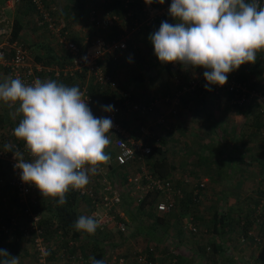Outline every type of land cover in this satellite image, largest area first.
I'll return each instance as SVG.
<instances>
[{
	"label": "built area",
	"instance_id": "1",
	"mask_svg": "<svg viewBox=\"0 0 264 264\" xmlns=\"http://www.w3.org/2000/svg\"><path fill=\"white\" fill-rule=\"evenodd\" d=\"M21 0H6V6L11 8ZM37 8L38 14L35 16L37 25H46L49 33L54 35L56 40L67 54V60L62 66L60 65H42L36 63L30 56L29 44L14 40L10 41L9 35L3 39L0 44V59L3 67L8 68V78H19L25 84L31 85L39 78L41 73L53 75L57 78H75L72 82L80 79V90L84 93V99L88 103L92 113L96 117H108L113 121V127L107 133L110 142L114 148V152L110 157L117 166L126 168L136 157L142 158L143 155L150 154L152 147L159 141V136L154 131L157 125L164 124L168 115H174L177 112V106L180 102V95L183 92L195 91L205 87L206 79L198 75L190 77L183 84H180L179 89L173 96L162 98L166 104V111L159 113L151 121L144 119L147 110L155 108L157 101L144 104L135 100L129 91L120 90L118 81L106 72L102 62L106 59L107 54H113L118 50H126L127 41L132 38L133 33L141 29L142 26H153L158 23L156 20L169 14L170 4L144 3L142 8V16L133 17L132 11L129 9V1H124V15L119 17L108 12H96L94 8L89 11L87 16L86 28L79 29V40L71 39V34L68 29H64V23L58 22L50 16L46 10L42 0H30ZM172 2V1H171ZM261 6H264V0H259ZM133 17L131 30L122 25V20ZM114 26H121L117 34V39L104 38V33L111 32ZM102 31V34L98 32ZM230 78L224 85L217 87L227 88L234 95V103H244L246 100L253 99L257 103V109L260 120V131L264 145V85L260 88H248L245 83H240L235 80L236 75L230 72ZM176 81L179 83L177 76ZM88 79H92L100 88H105L109 91H116L119 95L118 101L113 105L112 111H97V102L87 83ZM156 103V104H155ZM155 104V105H154ZM11 108L16 106V114L23 118L22 113L18 112V103L9 104ZM256 106V105H255ZM15 108V107H14ZM136 114L139 120L137 130L139 135L134 138L133 132L127 128V114ZM166 118V119H165ZM13 126L5 128L0 126V168L4 172V176H0V185L8 186L12 189L21 211L26 215L24 236L29 239L33 248V264H54L51 258V244L44 237V229L38 224L41 217L32 210L31 205L37 204V197L42 196L35 185L25 183L21 179V170L16 167L18 157H15L16 152L23 154L26 162H30L32 157L26 148L23 140L17 139L13 135ZM5 145H10L11 148H6ZM17 158V159H16ZM100 168V167H99ZM96 178L89 177V184L81 190L70 189L73 194L85 201L88 204L89 212L87 216L97 220L99 226L98 232H107L115 228L118 233H124L125 223L120 220L123 216L120 211V204L126 194L132 196L137 201H140L144 194L149 190H158L160 192L158 200L155 202V210L158 214H168L176 207L177 202L183 197L184 193L176 185L171 178H158L146 173L144 167L140 168L139 173L126 174L125 186H116L108 181L106 172L101 169L98 171ZM208 179L202 178L193 186L194 200H197L202 190L207 186ZM261 195L258 199V204L254 206L253 215L255 228L263 227L264 231V168L260 176ZM133 187V190H132ZM127 189V190H126ZM188 232H197V227L192 218L182 226ZM20 229L18 220L10 217L8 221L0 223V235L5 236L8 242L17 243L20 239L15 238V230ZM258 240L263 239L256 237ZM62 239V238H61ZM67 246L70 248L74 242L72 239H65ZM65 248H61L59 255L61 258H66ZM206 250L210 247L206 245ZM65 257V258H64ZM127 260L129 264H152L149 257L141 250H135ZM121 264L124 263L123 258L118 259ZM21 264V263H19Z\"/></svg>",
	"mask_w": 264,
	"mask_h": 264
},
{
	"label": "clouds",
	"instance_id": "2",
	"mask_svg": "<svg viewBox=\"0 0 264 264\" xmlns=\"http://www.w3.org/2000/svg\"><path fill=\"white\" fill-rule=\"evenodd\" d=\"M169 14L176 23L161 22L149 37L154 54L163 63L206 69L207 90L211 84L224 85L228 73L255 63L257 53L264 50V6L259 0H172ZM83 97L79 86L55 80L37 78L28 85L8 78L0 83V101L19 105L23 118L13 135L25 142L32 157L26 162L22 153L14 154L21 179L35 185L43 197L56 198L59 205L67 202L70 189H84L89 174L95 175L110 159L105 149L113 121L94 116ZM101 107L114 110L113 105ZM98 226L97 220L83 215L74 224L88 234ZM0 256L6 257L0 264H19L18 257H10L5 249H0ZM90 259L92 264H104Z\"/></svg>",
	"mask_w": 264,
	"mask_h": 264
},
{
	"label": "rangeland",
	"instance_id": "3",
	"mask_svg": "<svg viewBox=\"0 0 264 264\" xmlns=\"http://www.w3.org/2000/svg\"><path fill=\"white\" fill-rule=\"evenodd\" d=\"M1 1L2 0H0V3ZM58 1L65 2L67 0L64 1L58 0ZM89 1H92L90 3L91 6H93V4L96 3L98 7L104 6L107 2V0H89ZM135 2L137 4H140L137 7L143 6L145 3V1L143 2V0H135ZM3 9H11V8H8L5 3ZM3 9L0 7V13H2ZM82 13H84L83 16L87 15L86 11L81 12V15ZM138 14H139L138 16H142L143 15L142 10H139ZM167 17H168L167 22L172 24V20L174 18L170 14H167ZM174 23H176L175 19H174ZM7 26L8 25H6V23H4V21L0 18V34H3L0 35L1 40L5 39L6 35L10 34L11 32L10 30L8 31ZM82 28H86V25ZM74 33L76 34L75 35L76 39L79 38L80 31H78L76 27ZM144 47L145 46H142L141 52L143 55L144 53L147 54L149 58V56L153 52L150 46L146 45L145 49ZM154 62H155L154 57L149 58V61L145 66L147 71L145 72V77L143 78V80L138 81L139 83L134 88L135 92L132 93L131 89L129 90L127 89L134 97L135 94H139V96L144 94L145 97L143 99H140V102L144 104H149V102L159 100L158 102H156L157 104L155 103L156 105L154 104L155 110H153V108L147 110L146 115L144 117L146 121H151L159 113L162 112L164 113L166 111V104H164L162 98L164 99L167 96H171V94L173 96L178 91V87H180V84L185 83L187 79H189L190 77H195L198 75L202 76V70H203L202 67L193 68L185 65H182V70H179L176 69V63H173L172 66L173 74L170 77L168 73L162 69L164 66L163 62L161 68L159 64L156 65L155 63V67L157 70H154V68H152L151 66V64H153ZM183 70L186 73L183 72ZM256 71L257 68L256 67L254 68V66L251 63H245L242 64L238 69L233 70L232 72L243 73V77H244L243 81L245 82L246 86L250 89L252 88L257 89L264 85V81L256 77L255 75ZM175 76L179 78L180 80L179 83L176 81ZM0 81H2L1 74H0ZM75 83H77V85L79 84L77 81L71 82V86H75ZM214 90L217 93H223L221 94L220 98L225 102L229 103L230 99L228 98L227 93L224 92L225 88L215 87V89L210 90V92L208 93V96H210V98H215L214 96L217 93ZM200 94H202V90H195L191 92L181 93L180 102L177 106V112L174 115H168L169 117L167 119L165 118L166 120L164 124L157 125L156 129L154 130L156 134L159 136V139L161 137H164L166 139L164 150L166 154H168V156L171 157V159L176 165V170L171 175V178L176 183V185L182 190L183 193L184 192L193 193L194 184L198 180L203 178L204 176L202 175L203 173L206 174L208 172V169H211V168H206L205 170L202 168V100H199L197 103L193 105L197 96ZM137 99L139 98L136 97V100ZM250 101L253 100L249 99L248 102ZM230 102L234 103L233 100ZM159 105L160 108L157 107ZM16 113L17 111L8 108V104L0 101V114H1L0 126H3L5 128H9V126H13L15 128L17 126V119L20 118V115ZM227 113H229L228 110ZM138 122L139 120L137 119L136 114L131 115L126 122L127 128H129L134 133L133 134L134 138H135V134H136L135 130ZM184 132L185 133L191 132L193 134H191L190 136L181 137ZM136 135L138 136V134ZM106 153L110 157L112 156V152L110 150L106 151ZM142 162L143 161L135 160L132 164H130V166L128 165V167L126 168H121L120 171L122 173H120V175L116 171L118 166L113 159L111 160V163L113 165L115 164V166L112 174L107 173V170L103 169L102 167L100 169L103 172L104 171L106 172V176L108 178V181L111 183V185L113 184L114 187L115 185L125 186L124 184L126 181V177L124 175L137 173L139 171L138 163H142ZM253 166H254L253 168H250V173L248 174L249 175L248 177L249 180H251L252 183L255 184L251 185L252 183L249 182L248 187H246L247 190L250 189L252 190V188H254L252 191L253 192L252 198L249 196L248 200L240 199L235 201H228L223 196L221 197L218 194L220 192V190L218 189H220L221 186H217L216 182H212V183L210 182L208 186L204 189V191L203 192L201 191L197 201H194L197 204L191 206L190 209H188L194 212L197 216L201 217L198 218V220H196L198 224V226L196 225V227H198V231H199V232L197 231L198 233L196 234L188 232L187 230L182 228V226L188 222V219L191 217V213L189 211L187 212V210L181 206L179 201L177 202L175 209L170 213L166 214L169 215L166 217L167 221L164 224L160 225V223H157L155 221L154 217L152 218L148 214V212H152L155 216L159 215L155 210V204H153V207H146L144 212H141L137 208L139 201L134 199L132 196L126 194L123 198L122 203L120 204V211L122 213L124 212L120 220H122L126 226L124 233H118L116 229H111L112 232L110 233L109 232L98 233L96 230L95 233L92 234V236L102 241L105 240L107 242H112V243L120 242L121 243L120 249H115L116 246H111L108 248L106 252H108L109 255L113 253V255L115 256L120 254L121 256L122 255L126 256L124 259V264H129L127 260H130L129 256L135 250H141L142 252H144L149 257L152 264H174L175 259L174 257H172L173 254L175 255L178 254L180 256L182 255L184 256V258H187V260L185 259L186 260L185 262L184 261L181 262L182 264H216L214 262L207 263L209 258L210 260H212L214 257L212 256L211 253H206L208 252V250H205L204 253L207 256L206 263L204 261L205 256L204 254H202V247L206 246L205 241L214 237V234L210 232L205 233V229L211 228L209 221L211 219L210 217L214 215V212L217 211L219 213L228 212L229 207L232 210L231 211L232 214H229L228 212L227 214L230 217H228L227 219H229L233 224L239 223L238 217H242L243 218L242 222H243L248 217L250 218L253 216L255 202L258 200L255 199L254 196L256 195L257 198V195L259 196L258 192L261 193L260 191L261 183L260 180H258V178L260 175V171H262L260 169L258 170L259 167L257 165L254 164ZM202 169L204 170L203 173H202ZM217 170H218L217 167L216 168L212 167V171L210 172L214 173V171ZM4 175L5 174L3 170L0 168V176H4ZM89 177L96 178V174L95 175L89 174ZM125 187L129 188V186L128 187L125 186ZM208 188H211V192L208 193L207 195L205 193ZM49 198L51 197L40 196L37 197V199L35 200L41 202L43 200H49ZM33 211L34 212L36 211V213L39 214L43 219L49 218V216H51L49 212L44 211L41 208H36ZM10 217H13L15 218V220L16 219L18 220L20 229L25 228L24 221L26 220V215H24V213L21 211L20 205L16 204L12 189H10L8 186L0 185V223H4L8 221ZM236 233L237 232L231 234L233 237L231 236L232 239L230 240V243L234 245V247L231 249L232 252H234L232 254H236L237 256L236 259L239 261L238 257L243 256V258H246V256L249 255L248 254L249 251L247 250H250L251 248H249L248 244L243 243L242 240L237 241V239H235ZM19 237L21 238L20 244L15 245V243L8 242L7 240H5L3 237L0 236V243H2V245L4 246L3 247L0 244V249L7 250L10 257L17 256L19 263L23 264L25 263V261H28L30 259L33 260V248L28 238L23 236H19ZM54 237L56 236L49 235L50 239H55ZM225 237L227 239L228 237H230V235L227 234ZM65 239L66 238L64 239H61L60 237L58 238L57 236V241H59L61 245L65 244L66 246L65 249L68 252L70 248L67 246L66 243H64ZM250 246L253 248L256 247V249H254L257 251L256 255H259V257L264 259V244L262 245L260 244L258 246L252 244ZM97 249L102 250V247L99 246L97 247ZM117 251L119 252V254L117 253ZM246 251H247V255H246ZM256 255L254 254V256ZM228 257L229 256H225V259L228 260ZM3 259H6V257L0 256V260ZM79 259L83 260V257ZM261 261L260 263L263 262ZM73 264H77V263H73Z\"/></svg>",
	"mask_w": 264,
	"mask_h": 264
},
{
	"label": "crops",
	"instance_id": "4",
	"mask_svg": "<svg viewBox=\"0 0 264 264\" xmlns=\"http://www.w3.org/2000/svg\"><path fill=\"white\" fill-rule=\"evenodd\" d=\"M75 1L76 0H72L71 2L58 1L57 3L51 4L49 8L51 10L57 11L55 12V17L57 20L63 21L64 23L65 21H67V24H68L67 27L68 29H70L69 31L72 35L71 38H74L75 40H77L75 36L76 34L74 33L75 27L79 31V29L87 25V15L83 16L84 13H82L81 15V11H78V10L77 11L75 10L76 12L72 11L71 14L67 13L68 10L73 9L71 6L75 5L74 3ZM5 2L6 0H2L0 3V7L2 9H3V6L5 5ZM35 15H36L35 12L32 10L31 6L28 3L19 2V4L17 3L15 4V6H12L11 9H3L2 13H0V18L4 21V23H6V25H8L7 26L8 31L9 30L11 31L13 21L15 18H18L21 20L23 27L20 29L19 37L17 39L29 44V48H30L29 51L31 53L30 56L34 61L36 58L35 56H42V54L43 55L50 54V56L54 57V60H59V57H61L63 53H62L61 48L58 47L56 38L49 34V31L47 30L45 26H42V27L36 26L35 21H34ZM163 21H168V18L163 19ZM158 23L155 24V26L157 25L158 28H151L152 27L151 25L149 26L150 29L146 33H141L138 37L139 42L136 37V42L135 43L133 42L134 44L133 46L132 45L128 46V49L120 52L117 56L106 57V59L102 62L103 67L105 69H109L111 75L118 81L119 83L118 86L120 90L128 91L129 89H131L132 93L135 92L134 88L139 83L138 81L141 80L142 77L143 78L145 77V72H147L145 66L148 63L149 58L154 57L155 59V62L151 64L154 70H157L155 67V63L156 65L162 64V62L158 61L157 57H155V54L152 53L148 58L147 54L144 53L143 55L141 52L142 46H145L144 47L145 49L147 42L149 41L151 42L149 38L150 35L159 29L160 23L159 24ZM172 24H174V19L172 20ZM0 35H3V34H0ZM8 35L10 37V34ZM2 41L3 40L0 39V44L2 43ZM132 48H137L138 50L136 49L132 50ZM151 50L153 51L152 47H151ZM110 59H112L114 62L113 61L112 63L109 62ZM64 60L63 59L60 60L61 66L65 62ZM0 63H2L1 59H0ZM53 63H54L53 65L56 64L55 62ZM182 65L183 64L176 63V69L182 70ZM172 66H173V63H171V69H173ZM2 69L4 68L2 64H0V74L2 78V81H0V83L8 79L7 74L4 73ZM183 72L185 71L183 70ZM140 73H142V75H138ZM40 79L41 81L55 80L58 83H63L67 86H71V82L75 78H72V79L62 78L61 79V78H57L52 75H48L46 73H41ZM76 80L79 81L80 79H78L77 77ZM74 82L76 81L74 80ZM87 83L89 84V88L92 91L96 99L97 108H98L97 111L103 112L104 110L101 107L102 105H114L118 101L119 95L116 91H109V90H106L105 88H100L94 83L92 79H88ZM209 87L211 90H213L215 89V87H217V85L211 84L209 85ZM209 92L210 90H207L204 87V91H202V94L198 95L196 100L194 99L195 101L193 103L194 105L199 100H202V168L205 170L206 168H211V169H208V172L206 174L203 173L204 170L202 169V173H203L202 175H204L203 178L205 177L208 179L207 186L210 182L211 183L216 182L217 186H221L220 189H218L220 190L218 194L221 197L223 196L228 201H235V200H240V199L248 200L249 196L252 198V193H253L252 191L254 189V188H252V190L246 189V187H248L249 182L252 183V181L249 180V177H248L249 176L248 174L250 173V168H253L254 164L259 167L260 163H262L264 160V145L262 141L261 132L258 131V129L256 128V124H255V121L252 115L246 113V109L240 112L238 111L236 106H234V103L230 102V100H229V103H227L220 98L221 94L223 93H217L215 91L217 93L214 96L215 98H210V96H208ZM142 95L139 96V94H135V97L133 95L132 97L135 100H136V97H138L139 99H137V101H140V99H143L145 97L144 94ZM14 107L11 108L10 105L8 104L9 109L16 111V106ZM157 107L160 108V105ZM153 110H155V108ZM227 110L229 111L230 114L227 113ZM126 114H127L126 115L127 118L133 115L130 113H126ZM21 119H22L21 117L17 119V125ZM135 132L136 134L139 135V131L137 130V127H136ZM136 134H135V138L137 137ZM191 134L193 133L184 132L181 137L190 136ZM109 150L113 154L114 148L111 142L105 149V151H109ZM239 156H241L243 159L242 160L238 159ZM111 160L112 159L110 158L107 163L101 164L100 168L102 167L103 169L107 170V173L112 174L115 164L113 165L111 163ZM136 160L142 161V158L140 159L139 157L138 158L136 157ZM133 162H131V164ZM224 162L225 164H223ZM138 165H139V171H140V168L143 167V164L138 163ZM212 167L214 168L217 167L218 171H214V173L210 172L212 171ZM121 168L122 167L118 166L116 169L119 175L120 173H122L120 171ZM226 168H229V169L226 170ZM221 169H225V171L222 172ZM96 176H99L98 172L96 173ZM260 176H261V173L259 175L258 180H260ZM254 184L255 183H252L251 185H254ZM203 191L204 190H202V192ZM210 192H211V188H208L205 194L208 195V193ZM254 197L255 199L259 198L258 195H257V198H256V195ZM231 211L232 210L229 207L228 208L229 214H232ZM76 212H77L78 218L82 215L87 216L89 212V207L87 203L85 201L77 202ZM112 229H115V228H112ZM207 229L208 228L205 229V233H207ZM107 232L110 233L112 232V230L110 229ZM57 233L58 234H54L56 236L54 237L55 239L48 238L51 244L50 252H51V256H53L52 260L54 264H70V263L71 264L73 263L92 264L90 258H95L96 260H103L104 264H121L120 262H118L119 261L118 259L119 258L125 259L126 257L124 255L121 256V254L115 256L113 255V253L109 255L108 252H106L108 248L111 246H116L115 249H120L121 247L120 242L112 243V242H107L105 240L103 241L98 240L95 237H93L92 234H88L87 232H83L82 235L78 237H74V238L65 237L61 233V231H58ZM98 233H101V232H98ZM103 233H106V232H103ZM57 236L58 238L60 237L62 239L64 238H66L67 240L72 239L74 242L73 246L70 247L69 249L71 250L72 248V250H74V253H68L66 251L67 253H66V258L64 257L65 259L61 258L59 255V252H61L59 251L61 249V245L59 241H57ZM227 242L226 244H229L230 247L232 246L231 248L234 247L233 244H230ZM64 243H67V242L64 241ZM0 244L1 246H3L2 243ZM99 246L102 247V250L97 249V247ZM118 251L117 253L119 254ZM247 251H249L248 253L249 255H247ZM247 251H246L247 256L244 259L248 260L249 264L251 263L253 264L256 260H261V257H259V255H256V252H257L256 250H253V251L247 250ZM232 253L234 252L231 251L230 253H227V255L229 256L228 261L231 262L232 260H235L237 262L238 260L236 259L237 258L236 254H232ZM254 254L256 256H254ZM81 257H83V260L79 259ZM216 257L214 259L216 264H225L227 261L225 259L224 254L223 256L221 255V259H218L219 255H217ZM238 258L240 261V259L242 260L243 256L238 257ZM23 264H33V260L30 259L28 261H25V263ZM261 264H264V263L262 262Z\"/></svg>",
	"mask_w": 264,
	"mask_h": 264
},
{
	"label": "trees",
	"instance_id": "5",
	"mask_svg": "<svg viewBox=\"0 0 264 264\" xmlns=\"http://www.w3.org/2000/svg\"><path fill=\"white\" fill-rule=\"evenodd\" d=\"M42 1H43L44 5H45L46 10L49 11L50 16L52 18H54L55 20H57L56 17H55V12H57V11L56 10H51L49 7H50L51 4L57 3L58 0H42ZM76 1L74 2L75 3V5H74L75 7L71 6L73 9L68 10L67 13L71 14L72 11L76 12L77 10L81 11V12H85L86 11L87 12L86 14L88 16L89 11L92 8H95L96 12L97 11L98 12H100V11L101 12L102 11L103 12H108L110 14L118 15L119 17L122 18L123 15H124V12H125V9L123 7L125 0H107L106 4L104 6H102V7H98L96 5V3L93 4L94 7L91 6L90 3L92 1H89V0H86V1L85 0H80V1L78 0L77 2ZM128 1H129V3H128L129 9L132 11L133 17H137L139 15L138 11L142 10L143 6L137 7L140 4H137L135 2V0H128ZM144 1L146 3V0H143V2ZM171 1L172 0H164L163 4L164 5L170 4ZM21 2L28 3L31 6L32 10L35 12V14L36 15L38 14L37 8H35V6L32 4V2L30 0H21L20 3ZM67 2H71V1L67 0ZM151 3L154 4V5L160 4V3L156 2V0H152ZM88 6H89V9H88ZM98 8H101V9H98ZM133 17H129L127 19L122 20V25L127 27L129 29V31L131 30L130 27L132 26ZM166 18H168V17L167 16H163L162 18H158L156 21L161 24V22H163V19H166ZM57 21L64 23L63 21H60V20H57ZM67 25H68L67 21H65L64 29H68ZM36 26H38V27L45 26L46 27V25H37V24H36ZM22 27L23 26H22L21 20L18 19V18H15L14 21H13L11 32H10V38H9L10 41L18 40L17 38L19 37L20 29ZM152 27L156 28L157 26L155 27V24H154ZM120 29H121V26H114V27L111 28V32L104 33L103 37L104 38H108V39H117V34H118ZM149 29H150L149 26H144V27L142 26L141 29H139L135 33H133L132 38L127 41V48L126 49H128V46H131V45L133 46L134 45L133 42L134 43L136 42V37H137V40H138L139 39L138 38L139 35L141 33H146ZM98 33L102 34V31H99ZM49 34L52 35L51 33H49ZM52 36H54V35H52ZM70 37H72V35ZM71 39L75 40L74 38H71ZM77 40H79V38H77ZM77 40H75V41H77ZM56 42L58 44V47L61 48L62 53H63L62 56L59 57V60H54V57L50 56V54H48V55H46V54L43 55L42 54V56H35L36 57L35 58V62L36 63H40L42 65H49V66L53 65L54 64L53 62H55L56 63L55 65H60L61 66V61L60 60H62V59L64 60L65 59L64 61H66L68 57H67V54L65 53L64 49L62 48V46L59 44L58 40H56ZM138 42H139V40H138ZM149 42H147V45L150 46V48L152 47V49H153L152 52L154 54L153 45H152L151 42L150 43ZM135 49L138 50L137 48H132V50H135ZM120 52H122V50H118V51H116L113 54H107L106 57H108V56H117ZM155 57H156V55H155ZM112 61L113 60L110 59L109 62L112 63ZM163 64H164V66H163L162 69L165 70L168 73V75L171 77L172 74H173L172 69H171V63H163ZM251 64L254 66V68L255 67L257 68V71L255 72L256 77L260 78V79H262L264 81V50L259 51L257 53V58H256L255 63H251ZM161 65H159L160 68H161ZM3 68H4V69H2L3 72L7 74L9 69L6 68V67H3ZM203 70H204V68H203ZM106 72H108L111 75L109 69H106ZM234 74L236 75V78H235L236 81H238L240 83H245L243 81L244 80L243 73H239L238 72V73H234ZM138 75H142V73H140ZM230 75H231V73L227 74V79L230 78ZM7 78H8V74H7ZM141 80H143V77L141 78ZM79 82H80V80H79ZM207 83L208 82L206 81L205 85ZM75 86H77V83H75ZM179 89H181V87H178V90ZM197 90L204 91V87L199 88ZM224 92L227 93L228 98L230 99V101H232L234 99L233 93L229 92L227 88H225ZM171 96H172V94H171ZM168 97H170V96H168ZM248 101L249 100H246L244 103L243 102L242 103H234V105L236 106V108L240 112L243 111L244 109H246V113L252 115V117L254 118L255 124H256V128L258 129V131H260V120H259V113H258V109H257V103L254 100L250 101V102H248ZM0 118H1V116H0ZM165 143H166V139L164 137H161L159 139V141L156 144L153 145L150 154L142 156V161H143L142 164H143L145 172L149 173L150 175H152L154 177H158V178H162V179L163 178H171V175L176 170L175 163L173 162L171 157L168 156V154H166V152L164 150ZM238 159L242 160L243 158L241 156H239ZM135 160H136V158H135ZM223 164H225V162ZM263 168H264V160H263L262 163H260V166H259V169L262 170V171H260L261 175H262V172H263ZM227 169H229V168H226V170ZM221 171L224 172L225 169H221ZM159 194H160V192L158 190H155V189L149 190L148 192H146L144 194L143 198L139 201V204H138V207H137L138 210L141 211V212H144L146 207H153V204H155V202L158 200ZM260 195H261V193H259V198H260ZM14 197H15V195H14ZM66 201L67 202L64 205H59L57 203V199L56 198H49V200H43L41 202L38 201L39 203L31 205L33 210H35L36 208H41L42 210L47 211V212H49L51 214V216H49V218H45V219L41 218L39 223H38L40 225V227H42L44 229V237L46 239L49 238V235L58 234L57 233L58 231H61V233L67 238H70V237L74 238V237H78V236L82 235L83 231H77L74 228V224H75L76 220L78 219L77 212H76V206H77V202H79L81 200H80L79 197H77L75 194H73L71 192V190H69V192L66 194ZM194 201H197V200H194V195H193L192 192H190V193L189 192L188 193L184 192L183 197L179 200L181 206L183 208H185L187 210V212L189 211L191 213L192 220L198 226L196 220H198V218H201V217L197 216L191 210H188V209H190L191 206H194V205L197 204ZM15 202H16V204H18V201H17L16 197H15ZM257 204H258V200L255 202V206ZM39 211H40V209H39ZM253 212H254V210H253ZM148 214L152 218L154 217L155 221L157 223H160V225L164 224L167 221L166 217L169 216V215H166V214H162V215L159 214L158 216H155L152 212H148ZM183 214H184V211H183ZM237 215H239V214H237ZM228 217L229 216H228L227 212H225V213L224 212L223 213L220 212L219 213L218 211L214 212V215L210 217L211 219H210L209 223H210L211 228L207 229V231H208L207 233L210 232V233L214 234V237H212L209 240L205 241V245L210 247V250L208 252H206V253H211L212 256H214V257H213L212 260H210V258H209L207 263H213V262L216 263L214 259H215V257L217 255H219V259H221V255L223 256V254H224V256H228L226 254L232 251L231 250L232 246L230 247L229 244H226V242L228 241L227 243H230V240L232 239L231 238V236H232L231 234H233L234 232H237L236 236H235V239H237V241L242 240L243 243L248 244L249 248H251L250 249L251 251L256 249V247L253 248L250 245L254 244V245L258 246L260 244L261 245L264 244V231L262 229L263 227L254 229L253 225L256 224V223H254V221H255V216L254 215L252 217H250V218L248 217L243 222H242L243 218L242 217H238L239 223H237V224H233L229 219H227ZM244 217H245V215H244ZM240 221H241V223H240ZM23 230H25V229H17V230H15V232H14L15 238L21 239L19 236L25 237ZM197 231H198V227H197ZM198 232H195L194 234H196ZM227 234L230 235V237H228L226 239L225 236ZM0 236L3 237L4 239H6L5 236H2V235H0ZM258 236L263 238V239L258 240V238H256ZM224 237H225L226 240L224 239ZM16 244L17 245L20 244L19 240L17 241V243H15V245ZM61 247L62 248H66V246H64V245H61ZM205 250H206V246L202 247V254L205 253ZM65 252H66V249H65ZM221 252H222V254H221ZM68 253H74V250H72V248H71V250H69ZM204 256H205L204 257V261L206 263L207 256L205 254H204ZM52 257L53 256H51V258ZM172 257H174V259H175L174 260V264H182L181 263L182 261L185 262L187 260V258H184V256H182V255L180 256L178 254H176V255L173 254ZM261 260L264 263V259L261 258ZM261 260H256L253 264H261L260 263ZM225 264H249V261L245 260L243 258L242 260L237 261V262L235 260H232L231 262H229L227 260Z\"/></svg>",
	"mask_w": 264,
	"mask_h": 264
}]
</instances>
